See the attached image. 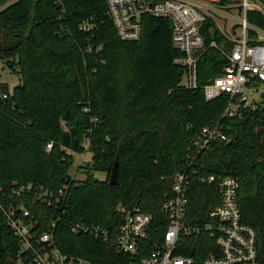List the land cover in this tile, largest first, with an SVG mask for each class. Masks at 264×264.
<instances>
[{
	"label": "trees",
	"instance_id": "obj_1",
	"mask_svg": "<svg viewBox=\"0 0 264 264\" xmlns=\"http://www.w3.org/2000/svg\"><path fill=\"white\" fill-rule=\"evenodd\" d=\"M247 21L264 30L260 13L247 11ZM140 27L139 40L121 41L106 0H0V62L18 77L11 92L0 82V92L8 94L0 103V187L16 182L55 190L69 179L57 246L92 264H118L122 257L112 241L122 222L119 209L140 208L154 215L158 228L172 177L187 173V219L203 223L219 203L217 182L234 176L241 221L255 230L264 264V104L226 118L227 96L205 101L203 86L227 65L210 44L230 46L209 18L200 30L204 52L194 90L180 85L184 70L173 63L180 54L171 44L170 21L143 15ZM213 124L227 140L195 152L192 135ZM83 152L91 155L78 167L85 178L71 179L73 156ZM115 162L118 183L110 185ZM71 220L105 227L111 242L72 234ZM212 243L207 235H181L176 253L201 264ZM17 249L0 218V264L11 262Z\"/></svg>",
	"mask_w": 264,
	"mask_h": 264
},
{
	"label": "built area",
	"instance_id": "obj_2",
	"mask_svg": "<svg viewBox=\"0 0 264 264\" xmlns=\"http://www.w3.org/2000/svg\"><path fill=\"white\" fill-rule=\"evenodd\" d=\"M106 4L108 16L121 41L139 40L143 15L170 21L171 44L180 54L173 63L183 68L180 85L188 90L197 88V60L204 52L200 30L209 18L230 46L225 49L223 45L210 44L219 49L227 65L222 73L203 86L205 101L227 96L223 113L226 118L239 117L241 108L254 109L264 104V38L250 36V32L261 36L263 30L247 21L249 10L264 16V7L258 0H230L227 3L221 0H106ZM233 11L238 15L237 19L233 18ZM197 51L200 53L195 55ZM7 96L0 92V103ZM217 140L227 138L219 124H213L195 132L190 145L195 152H200ZM87 147L88 144L84 150ZM51 148L52 144L46 145V151ZM85 154L78 156L83 158ZM70 178L74 176L70 175ZM207 181L212 182L214 178L209 177ZM66 183L55 190L41 184L16 182L9 188L0 187V218L18 246L12 264H92L83 257L62 252L56 244V227L68 204ZM172 183V194L163 200L159 210L162 220L158 226H164L160 237L154 215L137 207L119 209L123 214L122 222L112 241L114 250L122 257L118 264H192L191 258L176 253L181 235H207L212 240L201 264H259L256 232L241 221L237 177L226 176L217 182L219 203L208 212V220L203 223L187 219L190 175L176 173ZM68 229L74 235L87 236L105 244L111 242L109 231L99 224L71 220Z\"/></svg>",
	"mask_w": 264,
	"mask_h": 264
},
{
	"label": "rangeland",
	"instance_id": "obj_3",
	"mask_svg": "<svg viewBox=\"0 0 264 264\" xmlns=\"http://www.w3.org/2000/svg\"><path fill=\"white\" fill-rule=\"evenodd\" d=\"M233 18L237 19L238 15L233 11ZM220 26H223V22L218 20ZM235 21V20H234ZM230 23V21H228ZM257 38H264V30L261 36L257 35ZM0 82L6 83L8 86V90L11 92L13 87L18 84V77L15 74H10L7 69H2V65L0 64ZM91 155L89 153L85 154L83 158H80L78 155L73 156V164L70 167L69 174L74 176L75 179L81 180L85 178V174L82 172L84 169L78 168L79 166L85 165V162L90 160ZM98 179H105V174L103 173H96L94 175Z\"/></svg>",
	"mask_w": 264,
	"mask_h": 264
},
{
	"label": "water",
	"instance_id": "obj_4",
	"mask_svg": "<svg viewBox=\"0 0 264 264\" xmlns=\"http://www.w3.org/2000/svg\"><path fill=\"white\" fill-rule=\"evenodd\" d=\"M200 51H197L195 53V55L199 54ZM108 182L110 185H117L118 181H117V163L115 162L110 174H109V177H108ZM5 264H12V262L8 261L6 262Z\"/></svg>",
	"mask_w": 264,
	"mask_h": 264
}]
</instances>
